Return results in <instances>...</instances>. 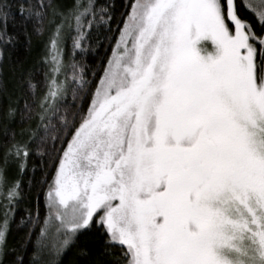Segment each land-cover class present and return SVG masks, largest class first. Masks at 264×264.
Listing matches in <instances>:
<instances>
[{
    "label": "snow or ice",
    "instance_id": "obj_1",
    "mask_svg": "<svg viewBox=\"0 0 264 264\" xmlns=\"http://www.w3.org/2000/svg\"><path fill=\"white\" fill-rule=\"evenodd\" d=\"M114 7L0 0V264H62L92 229L111 264H264V0ZM16 14L49 35L10 91Z\"/></svg>",
    "mask_w": 264,
    "mask_h": 264
},
{
    "label": "trees",
    "instance_id": "obj_2",
    "mask_svg": "<svg viewBox=\"0 0 264 264\" xmlns=\"http://www.w3.org/2000/svg\"><path fill=\"white\" fill-rule=\"evenodd\" d=\"M62 2L67 4L70 3V0H62ZM99 2L114 4L113 11L116 17L120 18V13L124 11L123 5L126 0H99ZM16 7H18V4L14 6L13 12L16 11ZM36 26L34 19H29L25 22L19 14H16L14 18L10 17L7 22V31L14 37L13 42L6 46V55L3 62L5 79L8 81V89L10 91L29 71L39 67L38 61L44 52L49 33L45 31L43 34H37L34 30ZM100 35L102 36V33ZM98 52L99 56L95 52H90L86 58L89 64H95L99 57L106 55L104 48H100ZM6 104V96L0 94V105L6 106ZM32 163L38 164L39 158L33 157ZM13 167L14 173L11 180L17 178L18 175L17 169L15 166ZM30 178L31 173L23 177L25 182L24 199L17 206L16 219L11 226L9 235L10 247H18L24 236V229L19 226L18 222L21 217L25 216V209H34L35 207L39 189L35 184L31 188L29 187L28 181ZM39 178L40 174L37 172L36 179L38 180ZM40 210L41 214H43L42 194ZM81 250H86L87 254H82ZM11 258L10 256L9 259ZM62 264H111L110 258L104 253V236L100 230L92 229L82 233L64 255Z\"/></svg>",
    "mask_w": 264,
    "mask_h": 264
},
{
    "label": "rangeland",
    "instance_id": "obj_3",
    "mask_svg": "<svg viewBox=\"0 0 264 264\" xmlns=\"http://www.w3.org/2000/svg\"><path fill=\"white\" fill-rule=\"evenodd\" d=\"M250 2L253 3V4H258L259 3V0H250ZM13 173H14V167L11 166L9 168V170H8V177H9V180L10 181H11V177H12Z\"/></svg>",
    "mask_w": 264,
    "mask_h": 264
}]
</instances>
